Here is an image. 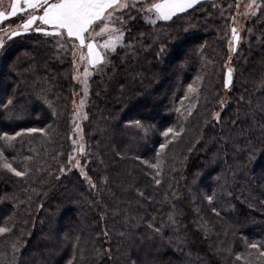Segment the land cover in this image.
<instances>
[{
    "label": "trees",
    "instance_id": "1",
    "mask_svg": "<svg viewBox=\"0 0 264 264\" xmlns=\"http://www.w3.org/2000/svg\"><path fill=\"white\" fill-rule=\"evenodd\" d=\"M151 1L118 15L122 44L91 79L89 183L69 163L70 45L36 31L3 38L0 137L21 135L0 139V227L11 229L0 264H264L251 247L264 248V0L234 54L237 0L154 24Z\"/></svg>",
    "mask_w": 264,
    "mask_h": 264
},
{
    "label": "snow or ice",
    "instance_id": "2",
    "mask_svg": "<svg viewBox=\"0 0 264 264\" xmlns=\"http://www.w3.org/2000/svg\"><path fill=\"white\" fill-rule=\"evenodd\" d=\"M193 0H163L161 3L152 4L151 7L147 8L146 11L148 13H155L156 19L160 20H168L177 12H183L186 8L192 6ZM136 3H129V0H57L55 3H50L49 0H24V7H20V0H13L11 3V11L7 14L0 11V21L4 19H9L17 15L18 11H24L26 9L34 10L29 14L28 18L19 25L24 32H27L32 25L39 20L40 24L49 26L51 31L47 29H41L39 27L33 29L36 32H43L45 36H53L58 37L60 40H64L65 35L69 39H75L80 42V47H87L89 50V55L93 56V44L88 43L85 44V34L88 33L90 37L94 39L93 33L95 35H102L105 31V27H107V22L112 23H124L125 18L123 17H115V13L126 9L129 7H136ZM142 7V5H141ZM239 7V5H237ZM43 9L42 15H36L35 12ZM111 9L112 11H108ZM115 17V19H114ZM100 21H106L105 27H101L99 32L95 31V25ZM151 23H156V20H152ZM113 33L115 34L113 38L110 40L108 44H105L104 47L106 49L110 48L111 50H115L116 46L121 42V39L124 35V32L119 28H113ZM233 40H239V36L237 34V29H232ZM20 32H13L8 36V39H11L13 36L20 35ZM2 46V43H0ZM63 46V45H62ZM75 47V45H73ZM233 50H235L233 48ZM101 62L100 54L95 53L94 58L91 60L93 65ZM85 73L87 74V69H85ZM228 76H231V69L228 71ZM229 81H225V87H228ZM191 90V89H190ZM12 101L9 100L8 104H11ZM29 132L39 131L38 129H29ZM170 132H173V129H168V131L164 132L163 135L167 137ZM21 135V133H16L15 135H4L0 137L8 143V147H11V141H14L17 136ZM174 135H178V133H174ZM171 142V141H169ZM167 144L160 145L161 149H164ZM0 156H4L3 152H0ZM70 160L72 157L69 158ZM77 165L79 161L76 162ZM162 161H158L155 165H152L154 168H159ZM3 169L12 173L17 177L24 176L26 172H21L12 167L11 163L4 159ZM156 175L159 176L160 172L157 171ZM157 184L160 183L159 180L156 181ZM209 202H211L212 197H208ZM215 211V210H214ZM153 227L152 225H149ZM156 231H160L159 228L155 229ZM11 231L7 227H0V235H4L7 232ZM252 248H257L259 251V255L264 257V248L258 246L257 244H252ZM237 260L242 259L241 256L236 257Z\"/></svg>",
    "mask_w": 264,
    "mask_h": 264
},
{
    "label": "rangeland",
    "instance_id": "3",
    "mask_svg": "<svg viewBox=\"0 0 264 264\" xmlns=\"http://www.w3.org/2000/svg\"><path fill=\"white\" fill-rule=\"evenodd\" d=\"M143 1H146V0H129V3H139ZM203 1L204 0H193L192 6L200 2H203ZM12 2L13 0H0V11L6 14L10 12ZM49 2L55 3L57 2V0H49ZM161 2H163V0H152L150 2L151 4L147 8L151 7L152 4L161 3ZM237 5H239V7H237V12L235 14V18L233 22L235 25L234 27L237 29V34H238V30L241 28V25L243 26L245 21L250 20L257 15L259 7L261 5V0H237ZM20 7L21 8L24 7V0H20ZM189 8H186L185 10ZM123 10L125 9H122L116 12L115 17H119L118 15ZM33 11L34 10L32 9H26L24 11H18L17 15L25 14V13L30 14ZM108 11H112V10L109 9ZM42 12H43V9H40L39 11L35 12V14L42 15ZM180 13L181 12H177L176 14H180ZM29 14L25 17V20L28 18ZM145 15H146L145 18L149 19L150 21L152 20H156V22L164 21V20L156 19L155 13H148L146 11ZM175 15H173V17ZM5 20L6 19H4L3 21H0V28L2 27L3 22ZM105 23L106 21L98 22V24L94 26L95 31L99 32L101 27H105ZM37 27L41 29H47L48 31H50V28H47L45 25L40 24L39 20H37L36 23L32 25L31 28L27 32H33L34 31L33 29ZM113 28L121 29V24L120 23L114 24L112 22H107V27H105V31L102 35H95V33H93L94 39L90 37L88 33L85 34V37H86L85 44H88V43L93 44V56L89 55V50L87 47L81 48L79 46L80 42L78 40L69 39L67 38L66 35L63 40V41L66 40L67 43L70 45L68 46L71 47L70 56H71V62H72V81L78 87L77 93H75L70 99V110L72 114L71 126L74 131L75 139L73 143L74 150L72 152V155L70 156L72 157V159L71 160L69 159V163H70L71 169L77 172L83 178V180L88 183H89V180H88V177L85 171L86 163L84 160L85 145H84V140H83V125L86 122V118H87L86 108H87V104L91 96V93H90L91 79L97 67L105 62L106 55L108 53L113 52V50H111L110 48L106 49L104 47V45L108 44L110 40L113 38V36L115 35L113 33ZM13 32L26 33L21 27H18L13 31H9V30L3 31L0 34V43L3 44V38L9 36ZM122 40H123V37L121 39V42L116 46V48L122 44ZM239 43H240V39L234 41L232 37L230 44H229L230 54H234L235 50H237ZM73 45H75V47H73ZM233 48L235 50H233ZM95 53L100 54L101 62L93 65L91 63V60L94 58ZM85 69H87V74L85 73ZM77 161H79L78 165L76 163Z\"/></svg>",
    "mask_w": 264,
    "mask_h": 264
},
{
    "label": "crops",
    "instance_id": "4",
    "mask_svg": "<svg viewBox=\"0 0 264 264\" xmlns=\"http://www.w3.org/2000/svg\"><path fill=\"white\" fill-rule=\"evenodd\" d=\"M204 1H209V0H204ZM194 6H195V5H194ZM192 7H193V6H192ZM192 7H191V8H192ZM189 9H190V8H189ZM189 9H187V10H189ZM187 10H185V11H187ZM185 11H183V12H185ZM181 13H182V12H181ZM42 14H43V12H42ZM176 15H177V14H176ZM172 17H173V16H172ZM172 17H171V18H172ZM171 18H170V19H171ZM168 20H169V19H168ZM164 21H167V20H164ZM45 26H46V25H45ZM46 27L49 28V26H46ZM51 30H52V29L50 28V31H51Z\"/></svg>",
    "mask_w": 264,
    "mask_h": 264
}]
</instances>
